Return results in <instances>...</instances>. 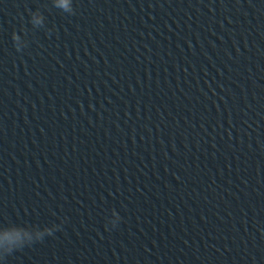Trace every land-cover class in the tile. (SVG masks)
<instances>
[{
	"label": "water",
	"instance_id": "obj_1",
	"mask_svg": "<svg viewBox=\"0 0 264 264\" xmlns=\"http://www.w3.org/2000/svg\"><path fill=\"white\" fill-rule=\"evenodd\" d=\"M0 264H264V0H0Z\"/></svg>",
	"mask_w": 264,
	"mask_h": 264
}]
</instances>
